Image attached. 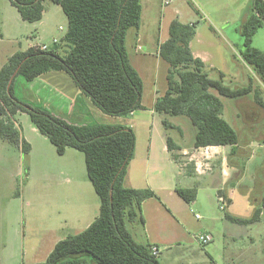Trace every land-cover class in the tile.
<instances>
[{"label":"trees","instance_id":"obj_1","mask_svg":"<svg viewBox=\"0 0 264 264\" xmlns=\"http://www.w3.org/2000/svg\"><path fill=\"white\" fill-rule=\"evenodd\" d=\"M22 21H41L46 0H8ZM58 5L67 18L62 39L68 51L61 56L57 46L43 51L39 46L16 51L0 67V140L30 152V145L16 126V115L27 114L37 131L63 156L67 149L83 153L86 175L99 199L94 221L82 232L57 242L40 264H161L152 255L151 246L137 243L127 224H143L141 204L155 195L151 190L125 186L127 170L135 151V135L120 125H72L51 113L32 107L14 95V82L21 77L31 82L48 72L67 74L79 91L106 116L123 117L143 110V82L131 65L126 49L130 29H138L141 0H48ZM195 23L170 22L168 39L159 45L158 55L168 64L166 92L154 103V111L163 116L165 130L173 129L168 117L187 119L193 128V148L237 146L239 135L223 117L221 97L239 99L253 93L264 109V100L252 86L231 88L212 79L205 64L192 55L190 42ZM264 28V0H252L250 13L239 27L242 38L240 57L264 85V52L253 47V37ZM175 129V128H174ZM167 148L175 142L167 137ZM176 157L173 155V158ZM187 204L195 201L197 188H176ZM218 195L230 205L223 192ZM260 205L248 218L225 213V218L247 226L260 220Z\"/></svg>","mask_w":264,"mask_h":264},{"label":"rangeland","instance_id":"obj_2","mask_svg":"<svg viewBox=\"0 0 264 264\" xmlns=\"http://www.w3.org/2000/svg\"><path fill=\"white\" fill-rule=\"evenodd\" d=\"M147 1L151 2L148 7ZM43 5L45 12L41 21L27 23L22 21L8 0H0V20L4 19L5 22L4 28L0 26V34H4L0 37V67L16 51L26 50L33 44L51 45L54 37L63 39L67 31L66 16L58 5L48 0ZM251 5L252 0H174L170 5L163 6L162 0H144L142 33L150 43L153 37H160L163 41L168 37L171 20L178 19L184 24L195 23L201 43L206 44L205 38H214L212 32H221L219 17L223 16L230 23L226 29L222 28L228 35V42L224 40L225 47H218V59L211 54V64L215 68L206 69L212 79H218V73L221 72L224 84L231 88L250 84L264 100V85L240 57L242 38L239 27L250 13ZM175 11H179L180 16ZM209 26L216 31L210 30ZM253 47L264 52V28L259 29L253 37ZM145 51L149 54L151 65L143 70L140 67L138 69L144 87L142 104L149 109L155 96L154 91L162 95L167 88L166 63H157L155 53ZM128 52L130 61L135 64L137 58ZM28 86L25 80L17 77L13 86L15 97L25 104L54 114L56 106H53V102L47 101L40 94L37 97L33 92L36 89ZM42 98L43 101L40 100ZM221 100L224 105L223 117L237 131L239 143L237 146H227L226 149L231 154L227 167L230 177L221 184L218 172L215 171L213 177L203 182V186L207 188L212 183L218 185L231 198L229 207L225 206L226 209L228 207V213L248 218L260 205L264 195V109L256 105L253 93L244 98L221 97ZM15 118L22 138L31 144V149L25 156L8 142L0 140V253L4 248L2 264H40L46 260L57 242L82 232L92 221L89 217H92L93 208L89 203L88 215L77 222V211L67 206L58 207L59 198L70 191L83 196L88 188L92 196L90 199H96L97 203L99 200L88 181L83 153L70 149L65 157L57 155L48 139L34 129L27 114H18ZM108 118L109 124L126 128L131 126L135 130L137 122L142 124V119L150 121L153 118L152 136L157 142L166 141L170 137L175 143L190 146L193 141L194 130L187 119L182 117H168V122L175 128L169 130L164 129L163 116L159 114L151 117L147 112H138L133 117ZM137 133L140 137L139 129ZM181 161L178 159L176 162L177 168ZM60 171L67 172L69 177L61 175ZM172 172L180 187L189 189L196 182L194 178H181L178 169ZM231 183H235L234 189L229 186ZM219 206L217 202L208 203L206 198L199 199L190 214L191 227L197 237L207 231L214 235L213 242L206 246L195 244L192 247L193 254L206 258V261H209L207 255H211L213 262L206 264H264L263 217L257 224L241 229L236 227L235 237L223 239L214 232L216 220L224 214ZM196 215L200 219H196ZM130 226L127 224L128 229ZM179 264H187V260Z\"/></svg>","mask_w":264,"mask_h":264},{"label":"crops","instance_id":"obj_3","mask_svg":"<svg viewBox=\"0 0 264 264\" xmlns=\"http://www.w3.org/2000/svg\"><path fill=\"white\" fill-rule=\"evenodd\" d=\"M143 1L144 0H141L142 11L139 28L133 30L130 29L126 36V49L129 61L130 56L128 50L132 53V55H134L135 58H137L134 61L135 64H133L131 61L130 63L138 72L140 77L141 74L138 67L143 70L145 67L151 65L150 58L148 56L149 54H147L145 50H150L153 52L152 54L155 53V60L157 59L156 61L159 63L158 61H163L158 55L159 45L168 39L167 37L162 41L160 37H153L150 43L149 39H147V37L142 33V18L144 14ZM150 3V1H147V7L150 5ZM175 14L180 16L179 11H175ZM219 18L221 19V32H212L214 37L212 38L213 40L205 38L206 44H202L200 41L201 36H199L196 25L195 36L189 45L192 55L195 58H199L205 64V67L210 69L215 68L211 64V54H213L214 58L218 59L220 57L218 55V47H220V49L221 47H225L224 40L225 42H228V35H226L225 31H222V28L226 29L230 23L229 21H226L223 16H220ZM192 23L193 22H189L188 24ZM1 25L3 28L5 27L4 19L0 20V26ZM209 29L216 31L212 26H209ZM3 35V32H1L0 37L2 38ZM54 40L58 41L57 45L55 46H57V50L60 54L68 51V45L62 41V39H57L54 37L52 42ZM41 45L33 44L29 47H40ZM45 46L51 48L54 45L51 44ZM167 70L168 64L166 63V74ZM27 83L29 85L28 87L36 89L33 90V92L37 95V97H40V94L47 101L49 100L53 102V106H56V108L54 114H51L66 121L67 123L72 125L109 124L107 123V121L110 120L108 118L109 116L101 113V111L98 110L91 103V101L79 91L67 74L63 72H48ZM154 93L155 96L149 109H146V107L143 106V110L135 111L127 116L133 117L138 112H147L151 115V117L153 114H157L153 109L154 103L156 99L162 96L164 93L162 95H159L158 91H154ZM40 100L43 101V98ZM45 111L49 112L48 110ZM152 120L153 118L150 121H145L142 119L141 121L143 122H140L142 124L137 122V129H139L141 134L140 137L137 133V129H132L135 135V151L133 159L131 160L127 170L125 186L137 190H151L155 196L145 200L141 204V212L144 223H135V225L131 224V229L129 228V231L137 243L149 245L159 249V255L157 256V259H160L159 262L161 264H179L185 260H187V264H206V262H213L211 255H207V259L209 261H206V258H203L200 255L195 256L193 254L194 250L192 247L195 244L201 247L203 245L199 244L197 235H195L192 230L190 214L192 213L193 209L196 208L199 199L205 200V198L208 203H219V208L221 210L220 199L222 198L224 200V198L218 195L219 191L223 192L225 198L230 200L231 204V198L223 189H220L218 185L215 186V184L212 183L210 184V187L205 188L203 186V182H206L208 177H213L215 171L218 172L221 184L225 181V179L230 177V172L227 167L231 154L230 152H226L227 146H213L195 149L193 148L192 144L188 146L183 143H175V150L171 152L167 148L166 141L157 142L155 139H153L152 130L154 125ZM129 128L131 129L132 127L129 126ZM34 129L37 131L36 128ZM29 145L31 149V144ZM17 150L21 152L19 149ZM69 150L70 149L66 150L63 157L67 155ZM173 155L176 157L173 158ZM178 159L182 160L179 168L175 166L177 165L176 162ZM173 169L176 171L178 169V174L181 178L185 179L190 177L196 180V182L193 183V187L196 186L197 188V196L195 201L191 204L185 203L177 195L176 188L183 187L178 186L177 181L174 179L175 173L172 172ZM60 174L69 177L68 173L65 171H60ZM28 177L29 175H27V178ZM66 180L69 182L68 179ZM84 184L86 185V182H83V185ZM234 185L235 183H231L229 186L234 189ZM75 186L76 185H74V187ZM233 189H231V192ZM89 194L90 190L88 188L86 194L83 193V196L70 191L68 194H66V196L59 198L58 207L67 206L71 207L70 209L72 211H77L76 213L79 218L76 221L80 222L82 219H85L86 215L89 213V203L92 206L93 211L91 214L92 217H89L92 218L89 219L92 221L87 225L88 227L98 215V213L96 215L95 210L98 209L97 211H99V203L96 202V199H90L92 196ZM87 195H89L88 198H86ZM225 202L226 201H224L223 210H221L224 211L223 217H220L218 220H216L217 227H215V231L213 230L216 232L217 236H221L223 239H226L227 237L229 238V236L235 237V232L237 231L236 227H239L240 229L245 227L232 223L225 218V213H228L229 207L228 206L227 209L225 208ZM262 217L264 221V208L262 209L260 220L253 224L259 223L262 220ZM205 233L211 235L214 240V235L211 231H207ZM2 262H4V248L0 253V264H2Z\"/></svg>","mask_w":264,"mask_h":264},{"label":"built area","instance_id":"obj_4","mask_svg":"<svg viewBox=\"0 0 264 264\" xmlns=\"http://www.w3.org/2000/svg\"><path fill=\"white\" fill-rule=\"evenodd\" d=\"M174 0H162V5L163 6H168L170 5ZM58 41L57 40H54L53 41V45H57ZM40 49L43 50V51H47L49 49V47L45 46V45H41L40 46ZM221 201V210H223V206H224V200L221 198L220 199ZM223 204V205H222ZM196 219H200V217L198 215L195 216ZM197 240L199 242V244L201 245H208L209 243L212 242L213 238L211 235L209 234H201L197 237ZM151 252H152V255L154 256H158L159 255V249H157L156 247H152L151 248Z\"/></svg>","mask_w":264,"mask_h":264}]
</instances>
